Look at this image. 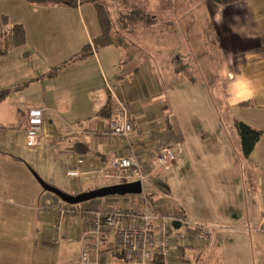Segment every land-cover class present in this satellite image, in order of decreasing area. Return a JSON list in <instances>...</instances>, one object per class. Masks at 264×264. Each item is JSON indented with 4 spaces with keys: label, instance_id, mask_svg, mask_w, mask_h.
Segmentation results:
<instances>
[{
    "label": "crops",
    "instance_id": "1",
    "mask_svg": "<svg viewBox=\"0 0 264 264\" xmlns=\"http://www.w3.org/2000/svg\"><path fill=\"white\" fill-rule=\"evenodd\" d=\"M186 1L172 7L179 20L175 64L170 57L151 60L150 51L135 54L118 38L121 45L95 46L93 38L101 28L93 0H0V49L15 24H22L26 33L23 44L0 54V89L9 91L0 101V264H81L85 216L63 217L56 230V212L45 207L68 203L46 191L37 176L68 193L114 180L106 176L110 160L127 150L121 140L104 136L109 117L99 111L107 106L112 111L118 100L129 103L137 115L141 132L133 144L145 162L165 145L182 152L176 139L182 144L190 139L176 131L180 119L170 110L164 73L178 68L179 74L192 64L209 68L213 81L222 68L220 84L230 117L262 134L248 157L227 129H212L206 149L202 142L190 145L197 179L190 198L171 200L165 171L178 165L176 156L149 175V185L156 188L145 192L155 203L185 211L192 223L214 227L206 245L188 246L184 256L177 247L170 259L151 264H264V0L228 6ZM187 10L193 11L190 20L183 18ZM86 45L88 53L79 56ZM33 107L45 108L43 138L29 146L27 116ZM205 135L200 133L202 139ZM72 167L79 175H67ZM134 198L108 196L79 206L124 207L131 199L134 205ZM215 223L232 226L229 235L216 233ZM231 235L249 241L236 242ZM102 248L103 264H122V254L105 242Z\"/></svg>",
    "mask_w": 264,
    "mask_h": 264
},
{
    "label": "built area",
    "instance_id": "2",
    "mask_svg": "<svg viewBox=\"0 0 264 264\" xmlns=\"http://www.w3.org/2000/svg\"><path fill=\"white\" fill-rule=\"evenodd\" d=\"M44 111V107L28 110L26 143L29 146L42 142ZM140 132L141 127L131 105L118 100L117 106L111 111L109 127L103 134L108 139L121 140L127 152L113 155L107 177L122 182L140 180L143 185L153 171L175 161L173 148L165 145L150 158L149 163L145 162L144 156L133 144ZM66 173L72 177L79 175L75 167L69 168ZM132 201L124 207L111 205L106 209L91 204H58L45 208L55 210L56 230L63 217L80 213L85 216L80 235L83 244L81 264H103L104 242L112 252L122 254V264H151L156 258L168 260L179 245H206L214 231L212 226L192 223L181 209L169 204L158 205L145 191L136 194L134 205ZM174 222L178 223L177 227L173 225ZM109 235L113 236L110 240Z\"/></svg>",
    "mask_w": 264,
    "mask_h": 264
},
{
    "label": "rangeland",
    "instance_id": "3",
    "mask_svg": "<svg viewBox=\"0 0 264 264\" xmlns=\"http://www.w3.org/2000/svg\"><path fill=\"white\" fill-rule=\"evenodd\" d=\"M98 1L104 3L108 7L113 23L114 25H117L115 32H119L116 38L123 40L125 47L131 51L133 50L132 52L135 54L141 53L140 56L145 52L148 53V51H150L149 53L154 55V58L151 60H166L164 59L165 57H170L169 61H174L175 64H178L176 56L179 47V20L176 15L177 11L173 10L172 7H177L178 3L187 5L186 0ZM191 1L192 5L195 3L197 5L201 2V0ZM192 12L193 11L187 10L185 12L186 15L183 18H185V20H190L189 14H192ZM127 14L132 17L129 19L128 24L122 27L119 26L118 24L120 22H117L118 17L120 15L126 16ZM137 50H140L141 52ZM193 60L194 59H191L192 63ZM172 70L173 72L170 74L164 73L165 78H167L165 83L171 92V96L167 93L166 97L169 99L170 110L173 111L174 117L177 118V116H179L180 119V125L176 123V131L180 132L182 135L185 133L190 139L186 142L183 140V144L181 140H178L179 138L176 139L177 144H181L178 149H181L182 152L178 153L177 148H175L174 153L176 156V162H178L179 159L180 162L178 165H174L172 169H167L165 171L166 177H168L167 180L169 187L173 192L171 200L177 202L179 200L178 198L182 200L187 196H189V198L192 197L193 191L195 190L194 185L195 182H197L194 165H192L194 161V153L190 145H200V142H202L204 145L203 147L206 149V141H210L208 133L212 129H227L234 145H239L240 150L242 148L240 135L234 124L235 119L230 117L224 104L220 84L224 70L220 68L221 71L217 73L218 77L214 78L215 82L213 79L211 80L210 74L207 73L209 68H197L192 64L191 67L190 65H187L186 68L179 69L182 70L179 71V74L178 68ZM205 70L206 73L204 72ZM200 133L206 134V139H202ZM183 155L186 158H184ZM114 181L117 180H104L98 182L97 185H104ZM154 187L149 185L148 181L143 183V191H153L156 188ZM189 206H192V204ZM194 210L198 213L199 209L195 208ZM189 218L192 220L195 219L191 212ZM229 222L230 221L226 220L224 221V224H229ZM215 224L217 225L216 229H219L216 233L221 234L227 232V235H229L228 233H230L232 226L220 225V223ZM230 238L236 242H239V240L242 242L249 241L247 240L249 237L246 238V236H244L243 239L238 237V240L233 235H231ZM254 253L260 254L263 253V251L254 250ZM218 260L219 258L217 259V257L213 255V261L216 263ZM196 264H198V262Z\"/></svg>",
    "mask_w": 264,
    "mask_h": 264
},
{
    "label": "trees",
    "instance_id": "4",
    "mask_svg": "<svg viewBox=\"0 0 264 264\" xmlns=\"http://www.w3.org/2000/svg\"><path fill=\"white\" fill-rule=\"evenodd\" d=\"M55 1H61V0H55ZM69 4H77L78 0H63ZM216 4L219 5H224V6H228V5H232L236 2H240L243 0H210ZM94 5H95V9H96V14H97V18L99 21V25L101 28V32L99 35L95 36L93 38V44L97 47L100 46H104L107 44H114L116 43V36H115V30L116 27L113 23V20L111 18L110 12L108 7L98 1V0H93ZM132 18L129 14L125 15H120L118 17L117 22L119 23V26H125L128 24L129 19ZM116 22V23H117ZM25 28L22 24H15L11 31L8 33L7 38H6V45L3 49H0V54H4L8 51L9 48L19 45V44H23L25 42ZM115 37V39H114ZM123 43V42H122ZM121 41L117 42L116 44L121 45L122 44ZM123 45H125L123 43ZM90 47V45H86L85 48L83 49V51L79 54V56H84L85 54L88 53V48ZM134 55L132 57V59L130 60V62H132L134 60ZM177 69V68H176ZM177 71V70H176ZM55 72V71H54ZM56 73V72H55ZM52 74V72H51ZM8 90H4V89H0V101L5 98V96L8 94ZM113 110V109H112ZM99 113L101 115H104V117H109L111 115V109L107 106L103 109H101L99 111ZM235 127L238 130V133L240 135V140H241V150H242V154L244 157H248L251 152L253 151L255 144L257 143V141L260 139L261 134H262V130L255 128L251 125H249L248 123L241 121V120H235L234 121ZM123 180H117L114 182H109L106 183L104 185H108V184H114L117 182H122ZM99 186H103V185H93L90 186L86 189H84L83 191H89L93 188L99 187ZM128 195H132V194H128ZM113 196H120V195H113ZM91 201V200H89ZM84 203V202H82ZM82 203L76 204V205H80ZM188 246L186 245H179V250L182 252L183 256L186 255V249ZM199 259H201L199 257ZM163 259L161 258H156L155 261L161 262ZM200 264H203V260H199ZM205 264V262H204Z\"/></svg>",
    "mask_w": 264,
    "mask_h": 264
},
{
    "label": "water",
    "instance_id": "5",
    "mask_svg": "<svg viewBox=\"0 0 264 264\" xmlns=\"http://www.w3.org/2000/svg\"><path fill=\"white\" fill-rule=\"evenodd\" d=\"M37 179L46 191L54 193L68 204H79L89 200L113 195H136L143 192V185L140 180L117 182L114 184L99 186L89 191H82L79 193H68L58 188L57 186L46 182L39 176H37ZM173 225L177 227L178 223L174 222Z\"/></svg>",
    "mask_w": 264,
    "mask_h": 264
}]
</instances>
